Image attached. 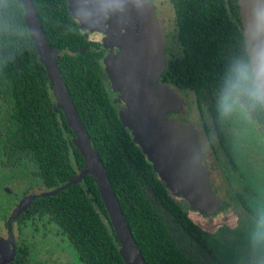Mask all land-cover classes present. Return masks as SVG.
Segmentation results:
<instances>
[{"label": "trees", "instance_id": "1", "mask_svg": "<svg viewBox=\"0 0 264 264\" xmlns=\"http://www.w3.org/2000/svg\"><path fill=\"white\" fill-rule=\"evenodd\" d=\"M167 1L174 8L172 24L179 45L178 50L169 51L161 80L183 93L191 91L196 120L200 118L196 125L203 126L214 149V140L223 144L227 167H237L213 98L218 74L239 39L238 0ZM33 2L51 47L59 50V67L76 110L105 164L146 264H207L217 254L247 264L245 239L240 235L218 238L204 230L187 206L171 194L135 141L119 115L104 51L96 50L99 43L82 31L69 1ZM0 95L9 113L3 149L14 165L33 164V174L44 190L59 187L81 172L83 151L59 105L22 0H0ZM207 115L209 126L201 123ZM258 126L264 137V123ZM252 164L257 166L250 162L241 167L249 171L245 176L254 182L256 198L239 193L234 198L248 212H253L256 202H264V180L260 184L255 179L259 176L250 170ZM25 208V220L18 229L23 242L11 264H38L37 251L44 249L47 231L66 239L55 247L60 252L64 247L73 250V263L128 264L91 174L57 195L30 201Z\"/></svg>", "mask_w": 264, "mask_h": 264}, {"label": "rangeland", "instance_id": "2", "mask_svg": "<svg viewBox=\"0 0 264 264\" xmlns=\"http://www.w3.org/2000/svg\"><path fill=\"white\" fill-rule=\"evenodd\" d=\"M144 0H142L143 2ZM152 1V0H148ZM72 11L78 21L80 22L82 31L89 35L92 38L96 39H102L103 41L107 40L106 35L112 33V28L110 23L115 21V19L112 17L111 14L106 12V10L96 4H92L89 6L90 13L88 16L83 17L80 15V6L82 3V0H69ZM153 2V1H152ZM155 4V0L153 2ZM157 4L161 6L160 11L164 14V19L166 20V25L168 27V31L173 29L172 21L174 19V8L170 7V4H168L167 0H158ZM156 7V4H155ZM156 12V8H155ZM103 21L102 24L101 21ZM127 18L129 21L127 22V37L126 39L127 43L130 46V51L132 56L137 59L138 64H140L142 67L145 65V60L142 59V56L144 54V43H143V36L145 32V28L143 26V20L141 16H131L127 14ZM100 20V21H99ZM174 35L170 36L169 43H166V47L169 49H173V51L178 50V40L176 37V31L173 30ZM117 50H113L114 52H111L110 55L104 58V64L106 71L110 75V81H111V87L112 90L115 92V100L118 105V111L119 115L123 119L125 125L129 128L131 131L135 141L140 145L142 150L145 152L148 159L152 162L154 168L157 170V173L159 176L167 183V187L171 194L178 200H181L182 203H184L187 206V210L189 214L194 218L195 221L199 222L206 228L212 229V231H216V229L219 225H226L230 223V226L233 225L235 232V237L238 238L240 233H243L246 236V221L247 217L251 214H246L245 218L243 217V221L239 222L238 217H236V213L234 210H232V207H230L229 201L226 202L221 198V195L223 193L226 196H231V199L234 202V198H238L239 194H245L249 198L254 199L256 198L258 192L257 188L254 186V182L251 181V178L246 177L245 175H248V169L246 167H241L239 158L240 156L243 157L244 153H247L248 159H253L254 154L256 151H249V148L251 147L252 141L254 145H256V142L254 140L255 136H260L264 139L262 135H260L258 132H253L252 128H256L255 125L251 126L246 123L245 120H236L239 122V126L232 127L229 126L227 122H225L224 125V132H225V139L228 142V146L231 152L232 157L235 159V164H238V171H230V169L227 167V157L225 155V150L223 148V144H220L218 140H214L215 145V153L218 156L219 159V165L221 166V170L217 171L216 174H213V180L215 176V180L218 179H225L224 185L220 188L219 185L217 188H213L212 186V174L211 171L208 170V168L202 163V160L200 163H198L197 160L192 158L193 160L188 161L186 160L181 154H177L176 157H172L168 152L172 153L174 155L173 150L169 149L167 150V146L165 144H160L166 141H162L158 136L153 135L152 130L148 126H144L141 123L139 114L137 112V109L128 101L126 88L127 85H125V81H123L124 77H122V74L120 73L122 69L126 67H129L128 60L126 57H124V54L122 52V46L116 48ZM166 49V48H165ZM142 50V51H141ZM168 51V52H169ZM124 67V68H123ZM130 68V67H129ZM159 69H157L158 71ZM147 77V76H146ZM138 78L142 82L143 80V86L147 89V91L154 97L157 98L159 96V93H157L156 90H153V86L151 85V82L154 77L150 76L147 78H144L143 75L138 74ZM142 79V80H141ZM139 81V82H140ZM140 82V83H141ZM141 83V84H142ZM175 91L180 95V97L184 100V110L187 111V113L179 114L178 117L181 119L186 118L194 126L196 132L198 131L199 127L196 125V121L199 122V120H196V106L193 103V96L184 94L183 92L175 89ZM192 101V102H191ZM158 105H160L157 102ZM168 113V112H167ZM168 115V114H167ZM200 115H198L199 117ZM210 116H205V118H202V124H208L210 123ZM177 120V119H176ZM140 121V122H137ZM230 125L232 123L230 122ZM200 130V129H199ZM253 132V133H252ZM254 134L251 138V135ZM194 139L198 141V143L201 146V143L199 141L198 132L197 135H193ZM202 136V135H200ZM202 141L204 142V137L202 136ZM219 144V146H218ZM230 144V145H229ZM167 145H170L167 143ZM186 146H189V144H186ZM194 146V145H193ZM244 146L245 150H240L239 147ZM166 150V151H164ZM200 150L202 151V146L200 147ZM149 153H148V152ZM180 150L178 149V152ZM192 151V150H191ZM255 163H257V166L252 164L250 167V170H254V174L261 177V180H264V162H259V160H254ZM246 164V163H243ZM221 174V175H220ZM258 182L261 181L260 178H255ZM1 181V178H0ZM208 182V184H207ZM217 184V183H216ZM210 189L212 192H210ZM217 191V193L215 192ZM264 195V194H263ZM196 201V202H193ZM231 202V203H233ZM211 218V224H208L209 219ZM204 220V222H203ZM217 221V222H215ZM207 222V224H205ZM214 222V223H213ZM213 223V224H212ZM219 223L218 225H216ZM202 226V227H203ZM223 232L217 233L214 232L213 234L217 236L218 238H221ZM231 235L226 236L227 238H230ZM244 245H246V240L243 241ZM44 249L40 248V251L37 255L36 261L38 264H40L43 261V256L47 253H50L53 257H56L58 253L60 252L55 246H48L47 244L44 245ZM247 248V246H246ZM64 254L70 258L72 254H74L73 250L69 251L64 247L63 249ZM72 252V253H71ZM220 262H216L215 264H219ZM222 264H244V263H233L232 261H223ZM72 264H78L73 263ZM248 264V263H247Z\"/></svg>", "mask_w": 264, "mask_h": 264}, {"label": "water", "instance_id": "3", "mask_svg": "<svg viewBox=\"0 0 264 264\" xmlns=\"http://www.w3.org/2000/svg\"><path fill=\"white\" fill-rule=\"evenodd\" d=\"M22 1L27 10V17L29 18L30 26L36 37V44L40 49L41 59L45 62L51 75L56 95L59 99V105L63 106L77 137L76 142L83 151L85 165L81 172L68 182L51 190L31 194L25 197L15 208L10 218V233L13 241L11 254L8 256L7 260L1 261V264H7L14 259L16 241L13 223L15 218L21 213L27 204L37 197L42 198L57 195L75 183L82 181L87 174H91L94 177L98 186L101 197L120 241V253L122 257L128 264H146L127 222L117 194L113 189L105 164L100 154L93 146L90 134L85 128L76 110L59 67L57 59L59 50L51 47L33 0ZM238 3L245 5L243 14L247 21L248 8L246 5L249 3V0H238ZM101 4L108 5V7L102 8H104L106 12L111 14L115 19V21L110 23L111 27H113L112 32H117L114 36V41L122 46V52L124 57L128 60L130 67H123L124 69H122L120 73L122 74V77H124L123 81L126 82L125 85H127L126 93L128 101L137 109L141 123L144 126H148L150 130H152L153 135L158 136L157 138L166 141L160 144H165L168 148L167 150H173L174 155L168 152L172 157L175 158L177 154H181V156L186 160L188 159V161L193 160L192 158L194 157V159L200 163L202 151L200 150V144L193 136L194 134L195 136L197 135L194 126L191 124L180 123L176 119L167 115L168 111H179L184 106V100L174 88H166L165 86H161L158 82V77L165 67L166 39L164 19H160L156 16L155 4L148 0H144L143 2L142 0H101ZM127 14L143 17V26L146 27L143 36V43L145 42V48H143L145 51L142 56V59L145 60L144 67L138 64L137 59L132 56L130 46L126 41V39L128 40V34H124L122 31L123 23L129 21ZM103 21L105 22L104 18L100 24H102ZM87 48L88 47L83 48L80 53L84 52ZM157 69L159 70L157 71ZM138 74L143 75L144 78L150 76L154 77L151 79V85L154 87L153 90H156L157 93H159L157 98H154L143 86V80L141 79L142 82L140 81ZM157 102L160 105H158ZM167 143L170 145H167ZM186 144H189V146H186ZM178 149L180 150L179 152ZM210 192L213 193L211 189Z\"/></svg>", "mask_w": 264, "mask_h": 264}, {"label": "flooded vegetation", "instance_id": "4", "mask_svg": "<svg viewBox=\"0 0 264 264\" xmlns=\"http://www.w3.org/2000/svg\"><path fill=\"white\" fill-rule=\"evenodd\" d=\"M154 2V0H152ZM158 0H155V4H156V16L160 19H164V14L163 12L160 11L161 6H159L157 4ZM166 20L164 19V24H165V39H166V43H169L170 40V36L174 35L173 33V29H171L170 31H168V27L166 25ZM127 22L123 23V33L127 34L126 30H127ZM113 35L111 34H107L106 38L107 40L103 41L102 39H96V38H92L89 35L88 38L96 41L99 43L98 47L95 48L96 50H103L104 51V58L107 57L108 55H110L111 52H114L115 50H117L116 48L121 47L120 44L116 43L114 40V36L116 35L117 32H112ZM114 50V51H113ZM169 49L166 47L165 49V67L163 69V71L160 73L159 77H158V82L159 84H161V86H165L166 88H173L172 86L169 85V83L163 82L161 80V75L164 73V71L166 70L167 67V63H168V52ZM104 61V60H103ZM175 89V88H174ZM188 95L191 94V91L185 92ZM184 93V94H185ZM180 96V95H179ZM185 107V106H184ZM187 113L186 110H184V108L180 109L179 111H168V116L172 117L174 119H177V121H179L180 123L183 124H187V123H191L188 120H186V118L181 119L178 117V115L181 113ZM8 105L6 100L3 99V97L0 95V264L1 261H5L7 260L8 256L11 254V249H12V245H13V241L11 239V233H10V218L15 210V208L23 201V199L31 194L34 193H38V192H42V191H46L43 189V185L42 182L40 180V178L35 175V173L33 174V170L34 165L31 163H20L17 165H14L10 159L8 158V155L6 153V151L3 149L4 147V142H5V134H6V128L9 125V115H8ZM246 123H248L251 128L252 125H255L256 128H252L253 132H258L260 135L261 132L259 130V126L258 124H253V123H249L246 121ZM232 127H238L239 126V122L236 120H233V123L231 125ZM200 129V130H199ZM198 129V137H199V141L201 143L202 146V163L208 168V170L211 171V176H212V186L214 188H217V190H219V188L217 187V185H219V187L221 188L224 185L225 179H218L217 182V178L216 181L215 180V176H214V180H213V174H216V170L220 171L221 170V166L219 165V159L218 156L215 153V149L212 146V144L210 143L209 139H208V135L205 132V130L203 129V126ZM252 132V133H253ZM254 133V134H255ZM251 138L254 134H251ZM202 135L204 137V142L202 141ZM254 140L256 142V145H254L253 141L251 144V147L249 148V151H256L254 154L253 159H248L247 153L243 154V157L240 156L239 161L240 164L242 163H250V162H254V160H259V162H264V139L260 136H255ZM221 144V143H220ZM219 146V144H218ZM224 148V147H223ZM240 150H245L244 146H240L239 147ZM230 171H238V167L235 166H230ZM221 175V174H220ZM261 180V177H259ZM217 183V184H216ZM259 183L261 184V181H259ZM214 188V190H215ZM217 193V191H215ZM258 192V190H257ZM39 198V197H37ZM221 198L223 200H225L226 202L229 201L230 207H232V210H234V212L236 213V217H238L239 222L243 221V217L245 218L246 214H252L253 212H248L246 210V208L244 207L243 204H240L238 202H233L232 199H228V196H226L224 193L223 195H221ZM36 199V198H35ZM264 200V195H262V198ZM34 200V199H33ZM32 200V201H33ZM233 202V203H231ZM30 203V202H29ZM28 203V204H29ZM255 203L254 201H252V204ZM256 203H264V202H256ZM27 204V205H28ZM26 208H24L21 213H19V215L15 218L14 223H13V230H14V235H15V241H16V251L14 253V259L7 263V264H11L17 255L18 252V248L19 245L22 241L21 239V235L19 233V226L21 224V222H23L25 220V214L27 213V211L25 210ZM208 224H211V218H208ZM204 222V220H203ZM217 222V221H215ZM214 223V222H213ZM212 223V224H213ZM200 224V223H199ZM207 224V222L205 223ZM219 223H217L216 225H218ZM201 226H203L202 224H200ZM204 230H206L207 232L213 234L214 232L217 233H222L221 237L223 239L227 238L226 236H233L235 235L236 230H234L233 225L230 226V223L226 224V225H219L216 229V231H212V229L210 228H206V227H202ZM240 236L243 237V239L246 240V236L243 233L239 234ZM50 238H48V237ZM45 239L43 240L45 244H47L48 246H56L57 244H63L66 243V239L64 237L57 236V235H53L52 232H45ZM247 246V245H245ZM39 247V251H40ZM63 250V248H62ZM244 251V250H243ZM37 255H38V251H37ZM72 255L70 258H68L65 254L64 251L63 252H59L58 255L56 257H53L50 253H47V255L45 254L43 256V261L40 264H72ZM228 261V258H223L220 257L219 254L215 255V257L211 258L208 260L207 264H215L216 262H220L219 264H222L221 262L223 261Z\"/></svg>", "mask_w": 264, "mask_h": 264}, {"label": "clouds", "instance_id": "5", "mask_svg": "<svg viewBox=\"0 0 264 264\" xmlns=\"http://www.w3.org/2000/svg\"><path fill=\"white\" fill-rule=\"evenodd\" d=\"M100 7L101 0H82L80 15L86 17L89 6ZM248 18L244 4L237 5L240 18L239 39L218 74L213 108L221 122L245 120L264 123V0H249ZM248 264H264V203H258L246 221Z\"/></svg>", "mask_w": 264, "mask_h": 264}]
</instances>
